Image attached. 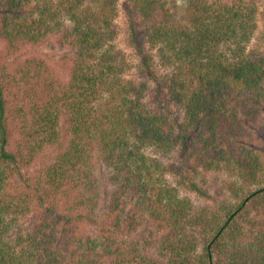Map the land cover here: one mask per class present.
<instances>
[{
    "label": "trees",
    "instance_id": "1",
    "mask_svg": "<svg viewBox=\"0 0 264 264\" xmlns=\"http://www.w3.org/2000/svg\"><path fill=\"white\" fill-rule=\"evenodd\" d=\"M127 1L139 14L134 37L168 69L157 93L185 109L182 123L128 76L119 0H0V264H264L256 6ZM42 44L71 66L68 79L53 56L20 52ZM96 149L112 188L102 221Z\"/></svg>",
    "mask_w": 264,
    "mask_h": 264
},
{
    "label": "rangeland",
    "instance_id": "2",
    "mask_svg": "<svg viewBox=\"0 0 264 264\" xmlns=\"http://www.w3.org/2000/svg\"><path fill=\"white\" fill-rule=\"evenodd\" d=\"M211 3H213L216 7H219L221 5L225 4H233V3H240V2H248L251 3L252 5L256 6L257 10V15H256V22L258 25V28L256 30V33L253 36L252 39V44L251 47L255 48V50L259 51L263 56H264V0H209ZM179 10L182 12L184 6L183 2H179ZM180 14V13H179ZM139 14L136 10H134L131 7V4L127 0H119V7H118V14L116 15V26L118 29V35L115 39V43L118 49L122 50L125 54L126 59L129 62V69H128V76L137 80H145L149 84V88L146 92V101L150 104V106H157L160 108V110H163L167 113V115L170 117L172 121L175 122H184L185 121V109L179 105L178 103L171 101L168 96L165 94L160 95L158 92V80H162L163 76L167 74L168 69H166L160 60V58L156 54V49H151L149 45L146 43L145 39V44L143 42V39H139V43L137 39L134 37L133 33H136L137 31H140L141 33V28L138 29L139 24H138V17ZM139 33V32H138ZM138 38V36H137ZM137 44H140L145 48V50L153 55V66L152 69H149L148 72L152 73L155 76V78L152 79L150 77L149 73H146L147 71L142 72L141 69V62H142V57L140 56L138 49H137ZM39 52V54H44L45 56L52 57L54 60H50L52 64L55 65V67H58V69L61 71L62 76L64 79H68L71 74V66L68 63L64 64L59 61V57L53 55L51 52V49L46 47V45L42 44V46H31V45H23L21 48V53L24 55L27 54H35L36 52ZM263 121V120H262ZM260 134L262 135L264 132L261 131L259 128ZM257 132V133H258ZM256 140L257 142H260V138H257L256 135ZM150 155L153 156H158L161 159L163 158L164 161L166 162H172L175 161L177 164H180L179 162L182 161L184 158L181 157L179 153L172 154L169 157L162 156L159 154H155V152L151 151V149L148 151ZM45 158L47 160H51L55 153L53 152L52 147H48L46 152L44 153ZM94 157L95 161L97 163L98 169L97 172L99 176L102 178V186L104 190V201L102 203V212L99 217V219L102 221L104 218V213L107 208V204L110 201V196L112 194V188L107 187V182L104 179V174L106 173L104 163L101 161L100 157V152L98 149L95 150L94 152ZM32 172V171H31ZM170 177L169 182L172 183L173 185H178V177L175 175H168ZM109 185V183H108ZM182 194L187 195L188 197L192 198L193 201L197 203H202L204 201V198L202 196H199L197 193L191 192L189 189L185 188L182 189ZM59 211L62 212H67V209L65 208L64 205H59L58 206ZM24 224L27 226L28 221L25 220ZM85 226L90 229L91 231L97 230L96 226L94 223L86 222ZM28 228V227H27ZM158 252V250H157Z\"/></svg>",
    "mask_w": 264,
    "mask_h": 264
}]
</instances>
